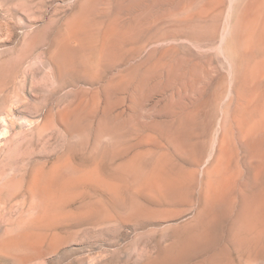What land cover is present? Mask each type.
<instances>
[{
  "label": "rangeland",
  "instance_id": "rangeland-1",
  "mask_svg": "<svg viewBox=\"0 0 264 264\" xmlns=\"http://www.w3.org/2000/svg\"><path fill=\"white\" fill-rule=\"evenodd\" d=\"M263 42L264 0H0V264H264Z\"/></svg>",
  "mask_w": 264,
  "mask_h": 264
},
{
  "label": "bare ground",
  "instance_id": "bare-ground-1",
  "mask_svg": "<svg viewBox=\"0 0 264 264\" xmlns=\"http://www.w3.org/2000/svg\"><path fill=\"white\" fill-rule=\"evenodd\" d=\"M256 25V24H255ZM252 26V25H251ZM257 27V26H256ZM247 41H248V39H247ZM249 42V41H248ZM264 43V42H263ZM262 43V44H263ZM263 51V50H262ZM255 63V62H254ZM257 64V63H256ZM258 64H259V62H258ZM255 66V65H254ZM253 66V68H256V66L254 67ZM252 70H255V69H252ZM251 73V72H250ZM260 75H261V73H260ZM258 79V78H257ZM255 81V80H254ZM262 81V80H261ZM256 84V83H255ZM257 90H258V88H257ZM256 91V90H255ZM264 93V92H263ZM242 108V107H241ZM244 109V108H243ZM241 112V111H240ZM260 114H261V116H262V118H260L261 120L260 121H263L264 122V107L262 108V109H260ZM244 120V119H243ZM238 121V120H237ZM262 122V123H263ZM256 125V124H255ZM258 127H259V125H258ZM260 128V127H259ZM263 128V127H262ZM223 144H222V146L220 145V148H219V152H220V155H219V157H218V160H220V162L222 161L221 159H222V155L224 154V152L225 151H228V149H226L225 151H224V148H223ZM229 153V152H228ZM230 156V155H229ZM264 157V156H263ZM228 159V158H227ZM220 165H221V163H220ZM214 166V165H213ZM226 166H227V164H226ZM221 167V166H220ZM223 168V167H222ZM225 169V168H224ZM224 172V171H223ZM227 181V180H226ZM209 182V181H208ZM228 184V183H227ZM228 187V186H227ZM226 189V188H225ZM212 191V190H211ZM110 193V192H109ZM114 197V196H113ZM206 199V198H205ZM213 201V200H212ZM33 238V237H32ZM26 243V242H25Z\"/></svg>",
  "mask_w": 264,
  "mask_h": 264
}]
</instances>
